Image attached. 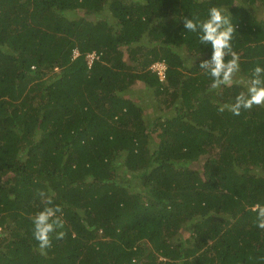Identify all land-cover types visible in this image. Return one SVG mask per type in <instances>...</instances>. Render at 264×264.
I'll use <instances>...</instances> for the list:
<instances>
[{"label":"trees","instance_id":"16d2710c","mask_svg":"<svg viewBox=\"0 0 264 264\" xmlns=\"http://www.w3.org/2000/svg\"><path fill=\"white\" fill-rule=\"evenodd\" d=\"M213 6L232 17L242 81L217 90L199 68L211 45L183 26ZM261 11L0 0V264H264V106L219 110L264 67ZM39 191L65 221L46 255L32 236Z\"/></svg>","mask_w":264,"mask_h":264},{"label":"clouds","instance_id":"9594fccd","mask_svg":"<svg viewBox=\"0 0 264 264\" xmlns=\"http://www.w3.org/2000/svg\"><path fill=\"white\" fill-rule=\"evenodd\" d=\"M183 26L187 32L198 33L201 45H211L210 59L202 60L199 64V68L211 78L210 90L242 82L236 79L240 72V58L232 47V39L236 31L227 9L213 6L208 9L207 19L183 18ZM228 57L230 58L226 59ZM155 65L165 68L162 63ZM254 106H264V67L260 66L253 69L252 77L247 82L246 92H240L235 97L234 103L225 104L219 110L223 112L227 109L238 116L242 109L251 110ZM37 195L45 206L32 217V236L40 254L46 255L47 250L52 247L53 238L57 240L64 238L66 233L62 229L65 221L62 207L55 204L51 196L44 191H39ZM253 210L256 213L255 226L264 230V205L256 203Z\"/></svg>","mask_w":264,"mask_h":264},{"label":"built area","instance_id":"2783aa9c","mask_svg":"<svg viewBox=\"0 0 264 264\" xmlns=\"http://www.w3.org/2000/svg\"><path fill=\"white\" fill-rule=\"evenodd\" d=\"M94 58V54H91V55H88L86 60H88V64L90 65L92 63V59ZM156 67H158V65H154L152 68L153 70L157 71L158 72V75L159 76H162L163 75V71H164V68L162 67L161 70L157 69Z\"/></svg>","mask_w":264,"mask_h":264},{"label":"rangeland","instance_id":"374dc122","mask_svg":"<svg viewBox=\"0 0 264 264\" xmlns=\"http://www.w3.org/2000/svg\"><path fill=\"white\" fill-rule=\"evenodd\" d=\"M260 17H264V11H261V14H260ZM157 69H159V70H161V66H158V67H156ZM162 78H160V80H161Z\"/></svg>","mask_w":264,"mask_h":264}]
</instances>
